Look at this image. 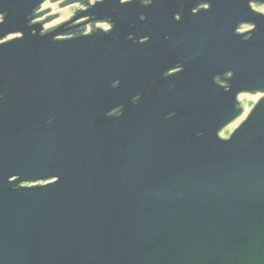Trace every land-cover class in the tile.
Returning a JSON list of instances; mask_svg holds the SVG:
<instances>
[{
  "label": "water",
  "instance_id": "water-1",
  "mask_svg": "<svg viewBox=\"0 0 264 264\" xmlns=\"http://www.w3.org/2000/svg\"><path fill=\"white\" fill-rule=\"evenodd\" d=\"M46 1L0 0V264H264V98L219 136L264 93V0H103L71 40L27 28Z\"/></svg>",
  "mask_w": 264,
  "mask_h": 264
},
{
  "label": "flooded vegetation",
  "instance_id": "flooded-vegetation-1",
  "mask_svg": "<svg viewBox=\"0 0 264 264\" xmlns=\"http://www.w3.org/2000/svg\"><path fill=\"white\" fill-rule=\"evenodd\" d=\"M90 1L91 0H48V1L44 2L40 7H38L32 13L31 16H29L27 28L31 29L32 34H36L38 32V29H40L41 35H47V34H50L54 31L60 29V30H62V33L55 38L56 40H71V39H75V38H79V37L91 36L92 34L97 32L98 30H102L105 33H109L111 30H113V26H114L111 23V20L95 21L94 17L83 16L91 7L95 6L97 3L102 2L103 0L96 1L94 4H91ZM133 1L134 0H123V3H129V2H133ZM140 1H142V3L145 6H149L152 3L151 0H140ZM179 1H182V0H179ZM47 2L61 3V4H66V5L75 3V4L81 6V7H79L80 9H82V8L83 9L79 10V12H76V14L74 16H72V18L69 21H67L66 23H62L60 25H56V26L47 28L43 23L44 21H41L39 19V15H41V13H42L41 7ZM256 5H259V4H256ZM208 9H210V5L208 3H202V4H199V6L193 11V13H198L200 11H204V10H208ZM5 15L6 14L4 13V11L1 10L0 11V23H2L4 21ZM176 20L177 21L181 20L179 15L176 16ZM98 24L106 25V29L104 30V29L97 28ZM244 25H246V24H244ZM244 25H241L238 28V30H237L238 34H240V35L249 34V32H243V33L239 32V29L241 27H243ZM249 26H252V25H249ZM36 28H38V29H36ZM23 36H24L23 33L7 35L3 39L0 40V45L8 43L10 41H13L15 39L23 38ZM132 38H133V36L130 37V39H132ZM147 41H148V39H143V40H141V43H145ZM181 72H183L182 66L176 65L166 76L170 77V76L176 75V74L181 73ZM230 77H231V74H226L222 77H217L215 79V81L220 87L225 88V90H228V84L226 83V81ZM118 85H119L118 83H115L113 85V87L116 88V87H118ZM243 94L252 95V96L259 98L258 101L251 107V109L247 113L245 112V110H244V108L240 102V96ZM263 98H264V93H241V94H239L237 96V102H238V105H239L241 112H240L239 116L233 122H231L222 131H220L219 136L221 133L226 132L234 124H236V123H239V124L230 133V135L227 138H221V136H220V138L223 140H229L231 138V136L233 135V133L248 119L251 112L254 110V108L257 106V104ZM137 100H138V98H134L133 100H131V103H135ZM121 112H122V107H118V108L114 109L113 111H111L109 116L118 117L121 115ZM54 181L55 180H49V181L38 182V183L23 184L22 186H24V187L44 186V185L53 183Z\"/></svg>",
  "mask_w": 264,
  "mask_h": 264
},
{
  "label": "rangeland",
  "instance_id": "rangeland-1",
  "mask_svg": "<svg viewBox=\"0 0 264 264\" xmlns=\"http://www.w3.org/2000/svg\"><path fill=\"white\" fill-rule=\"evenodd\" d=\"M96 1H100V0H91L90 3L94 4ZM60 4L61 3H50V2H47L41 7V11H45V10L50 9V8L52 9L51 12L46 13L42 17H39V19L41 21L46 20L49 16L60 14L59 17H55L51 21L44 23V25L47 28L53 27V26H56V25H60L62 23H65V22L69 21L72 18V16H74L76 14L77 10H80L79 7H81L80 5H77L75 3L66 5L64 7H61ZM252 8L256 12L262 13L264 15V5H256V4L253 3L252 4ZM98 27L102 28L104 30L106 29V25H104V24H98L97 28ZM253 29H254L253 26L244 25L243 27H241L239 29V32L243 33V32H247V31H251ZM258 99H259L258 97H255V96H252V95L243 94V95L240 96V102H241V104H242V106H243V108H244L246 113L258 101ZM238 124L239 123L234 124L226 132L221 133L220 134L221 138H227L230 135V133L238 126Z\"/></svg>",
  "mask_w": 264,
  "mask_h": 264
},
{
  "label": "bare ground",
  "instance_id": "bare-ground-1",
  "mask_svg": "<svg viewBox=\"0 0 264 264\" xmlns=\"http://www.w3.org/2000/svg\"><path fill=\"white\" fill-rule=\"evenodd\" d=\"M255 28V27H254Z\"/></svg>",
  "mask_w": 264,
  "mask_h": 264
},
{
  "label": "trees",
  "instance_id": "trees-1",
  "mask_svg": "<svg viewBox=\"0 0 264 264\" xmlns=\"http://www.w3.org/2000/svg\"><path fill=\"white\" fill-rule=\"evenodd\" d=\"M78 31V30H77Z\"/></svg>",
  "mask_w": 264,
  "mask_h": 264
}]
</instances>
